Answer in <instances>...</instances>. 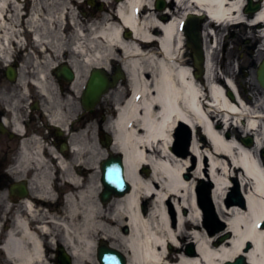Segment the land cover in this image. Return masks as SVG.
<instances>
[{
  "label": "bare ground",
  "instance_id": "obj_1",
  "mask_svg": "<svg viewBox=\"0 0 264 264\" xmlns=\"http://www.w3.org/2000/svg\"><path fill=\"white\" fill-rule=\"evenodd\" d=\"M27 1L32 2L29 13H25ZM75 1L0 0V42L10 45L13 37L23 36L20 30H30L38 45L48 50L49 53L41 50V61L34 60L39 74L35 78L45 96L49 100L54 98L53 109L47 106L52 112L48 126L62 129L73 127L81 119V108L77 115L78 108H73L77 100L61 102L65 87L77 96L90 67L102 68V77L107 78L108 65L122 57L129 78L126 88L119 79L112 85L109 81L95 85L99 89L100 85L117 84L110 91L117 94L119 103L118 114L112 121L113 142L99 145L90 138L88 124L86 131L79 133L80 138L74 139L69 160L59 156L56 162L53 156L57 151L43 144L38 145L41 150L36 154L25 153L24 162L36 164L38 171L43 167L47 170L48 163L59 168V175H63L59 178L64 180L60 188L66 195L59 207L49 190L50 183L45 184V176H41L46 173H39L40 185L24 200V216H17L15 226L8 229L3 255L14 264H55L48 251L57 243L68 247L73 264H96L105 257L100 252L104 244L98 249L100 242L109 240L121 247L123 264H223L240 255L247 258V264H264V225L258 227L264 221V166L253 148L224 133L229 121L248 132L255 129L258 148L264 142V98L261 104L249 99L244 103L234 95L231 98L229 85L214 63L213 48L218 38L209 41L211 32L207 30V26H214L213 21L203 27L202 33L198 28L207 16L220 24L247 19L264 34V0L263 7L254 15L245 12L248 0H165L175 1L176 10L172 11V4L167 6L164 2L167 7L162 12L154 9V0H108L117 6L118 13L105 14L100 22L86 23V27L71 5ZM171 11L176 16L166 20L165 12ZM188 12L197 14L189 17L186 35L191 33L197 40L192 43L204 44L205 71L209 77L205 83L193 75L183 55L177 58L183 45L179 26ZM65 19L72 26L69 31L62 28ZM3 55L9 57L5 52ZM62 63L68 65H63L65 69L70 64L75 66L76 76L69 85L61 83ZM207 85L210 87L205 91L210 98L203 92L202 86ZM59 88L63 97H55ZM178 123L206 134V138L193 137L189 152L198 161L194 173L200 177L204 175L203 158L210 159L215 210L222 217L229 215L225 220L231 237L220 244H215L216 237L206 233L200 221L202 210L196 203L195 179L188 181L183 177L190 158L177 155L170 147ZM117 151L124 158L133 187L124 195L103 201V184L97 177L96 164L105 160L107 154L118 155ZM238 168V182L247 200L245 208L227 207L222 201L231 186L232 173ZM146 169L147 176L143 173ZM150 198L154 201L147 200ZM170 200L176 202L175 207L167 204ZM183 208L190 211L183 213ZM173 209L179 212L175 222L170 214ZM188 240L191 242L187 245ZM246 242L250 248L245 251ZM5 263L0 259V264Z\"/></svg>",
  "mask_w": 264,
  "mask_h": 264
},
{
  "label": "flooded vegetation",
  "instance_id": "obj_2",
  "mask_svg": "<svg viewBox=\"0 0 264 264\" xmlns=\"http://www.w3.org/2000/svg\"><path fill=\"white\" fill-rule=\"evenodd\" d=\"M173 9L172 6V11ZM10 42V45L9 43L3 45L6 50H1L0 42V55L4 52L10 53L7 57L8 61H4L0 57V259L6 260L5 264H14L9 258V261L7 260V255H3L2 245L5 236L8 234L9 227L15 226L17 214L23 213L24 200L31 196L36 191L35 188L40 185L39 173H46H41V176H45L43 179L45 184L49 182L51 186L54 185L56 192L53 194L56 195L55 199L60 203V206L63 202L62 196L66 195V191L60 188L62 184L64 185V180L59 178L63 176L59 175V168L53 163H48L47 170L43 167L38 171L36 164L24 162L25 153L29 151L31 154H36L41 150L38 145L43 144L49 145L57 151L58 154L55 153L53 156L56 162L59 160V156L69 160L74 139L80 138L79 133L86 131L88 124L95 128L96 112L100 107L87 109L77 99L73 108H78V111L75 112L76 115L81 108V119L71 128L49 127L48 125H51L49 118L52 112L47 110V106L50 105V108L53 109L52 104L55 105V102H49V97H46L38 86L35 77L38 78L39 74L33 64L37 63L34 62L36 59L41 61V54L39 55L37 49L33 48L30 39L26 41L27 45H23L22 48L16 44L15 40ZM187 50L190 52L188 63H192L193 50L189 46ZM257 62L253 61L254 68L259 67ZM26 64L29 67H25ZM11 65L17 67L14 79L9 76ZM63 81L62 78L61 83L64 84ZM67 83V85L70 84ZM65 90V94L71 92L66 87ZM61 93L59 88V93H55V97H63ZM62 101L63 98H61ZM47 112L49 113L47 114ZM44 157L46 158V156Z\"/></svg>",
  "mask_w": 264,
  "mask_h": 264
},
{
  "label": "rangeland",
  "instance_id": "obj_3",
  "mask_svg": "<svg viewBox=\"0 0 264 264\" xmlns=\"http://www.w3.org/2000/svg\"><path fill=\"white\" fill-rule=\"evenodd\" d=\"M72 0H68V2H71ZM71 5H73V7L75 8V10L77 9V6H76V4H75V2L72 4L71 3ZM82 4L81 3H78V6H81ZM64 26H65V28H66V30H71L72 29V26L69 24V21L68 20H66L65 19V22H64ZM217 29H216V35H215V37H217L218 38V46L215 48V54H214V61H215V66H216V68L219 70V71H225L227 74H233L232 72H234V73H236L235 72V70H236V60L238 59V55H240V51H242L243 49H238L236 46H235V44L236 43H234L235 42V38H230V42H229V46H228V48H227V51H226V60H227V62L225 63V64H223L222 63V60H223V58H224V54H222V48H223V43H224V41H223V37L224 36H226V33L228 32H230L229 30L231 29L230 27L228 28V27H224V28H222V29H220L218 26L216 27ZM220 29V30H219ZM219 30V31H218ZM255 31L253 30V28L252 29H249V31L247 32V33H244V36H243V38H246L248 35H252V38H256L255 36H254V33ZM231 43V44H230ZM232 43H234V44H232ZM256 53L260 56L261 55V51L259 50H256ZM188 54V52L186 53V55ZM243 59L244 60H242L243 62H246L247 60H248V56H247V52H245V57H243ZM220 67H222L221 69H220ZM223 71V72H224ZM247 82H249V87H248V93H251V94H253L254 95V99H257V98H259L260 97V93H261V91H260V87H259V85L257 84V81H256V79H255V76L252 74V76L250 77V79L248 78L247 79ZM107 99V98H106ZM232 131L234 132V133H237L236 135L238 136V132L235 130V128L233 127L232 128ZM206 161H208V160H206ZM206 161H204L203 160V166L204 167H206L207 166V168H204L205 169V172H204V175H202V176H204V177H201L200 179H198L199 181L201 180V183L203 184V185H205V186H208L209 184H210V179H208V175H206L207 174V172H209V167H208V163L206 164ZM209 162V161H208ZM192 168V167H191ZM188 173H190V172H188ZM200 183V182H199ZM172 201V200H171ZM169 203V206H173V207H175L174 206V204H172V202H170V201H167V204ZM173 211V214H172V217H174V215H176V211L173 209L172 210ZM170 214H171V212H170ZM220 219V218H219ZM216 221V220H215ZM215 224H216V226H217V228H219L218 230H217V232H218V234H221V235H223V234H225V228L223 227H221V225H220V222H218V220L215 222ZM223 233V234H222ZM191 241L190 240H188L186 243H187V245L190 243ZM113 246H117V245H113Z\"/></svg>",
  "mask_w": 264,
  "mask_h": 264
},
{
  "label": "water",
  "instance_id": "obj_4",
  "mask_svg": "<svg viewBox=\"0 0 264 264\" xmlns=\"http://www.w3.org/2000/svg\"><path fill=\"white\" fill-rule=\"evenodd\" d=\"M260 72H261L260 80H261L262 84L264 85V66L262 67V70ZM239 263H240V261L237 262V264H239Z\"/></svg>",
  "mask_w": 264,
  "mask_h": 264
}]
</instances>
